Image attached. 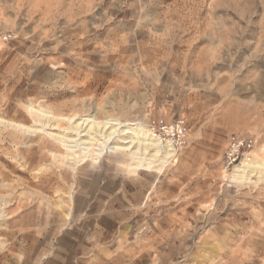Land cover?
Listing matches in <instances>:
<instances>
[{
  "label": "rangeland",
  "instance_id": "obj_1",
  "mask_svg": "<svg viewBox=\"0 0 264 264\" xmlns=\"http://www.w3.org/2000/svg\"><path fill=\"white\" fill-rule=\"evenodd\" d=\"M39 106L183 119L188 143L159 171L111 144L77 165L31 133ZM231 136L264 162V0H0V264H264V179L223 173Z\"/></svg>",
  "mask_w": 264,
  "mask_h": 264
},
{
  "label": "bare ground",
  "instance_id": "obj_2",
  "mask_svg": "<svg viewBox=\"0 0 264 264\" xmlns=\"http://www.w3.org/2000/svg\"><path fill=\"white\" fill-rule=\"evenodd\" d=\"M30 112L38 115L37 123L40 125L39 129L31 133L47 132V135L53 137L65 152L59 156L60 159H69L77 165L86 162L91 150L97 157L102 156L108 144H111L112 152L127 155L132 173L159 171L175 157L177 152L170 144L164 145L160 140L152 137L146 125L140 122L125 123L111 117L99 121L96 113L58 117L51 115L41 106L38 109L31 108ZM63 123L66 127L59 134H53L50 132L52 130L46 129ZM15 126L24 130V127L17 123ZM94 160L97 161V158ZM229 177L239 183H254L253 179L263 180L264 162L253 157L249 162L236 166Z\"/></svg>",
  "mask_w": 264,
  "mask_h": 264
},
{
  "label": "built area",
  "instance_id": "obj_3",
  "mask_svg": "<svg viewBox=\"0 0 264 264\" xmlns=\"http://www.w3.org/2000/svg\"><path fill=\"white\" fill-rule=\"evenodd\" d=\"M146 127L152 137L160 140L164 145L170 144L177 152L184 149L188 143L189 129L183 119H176L172 122L157 119ZM254 146L255 142L252 138L231 136L223 155V172L229 173L243 162H249L253 158Z\"/></svg>",
  "mask_w": 264,
  "mask_h": 264
},
{
  "label": "crops",
  "instance_id": "obj_4",
  "mask_svg": "<svg viewBox=\"0 0 264 264\" xmlns=\"http://www.w3.org/2000/svg\"><path fill=\"white\" fill-rule=\"evenodd\" d=\"M104 217L102 218V220L100 221V224H110L112 222H115L116 221V215L118 214L117 212V209L115 207H108L105 212H104ZM102 241L99 242V246L102 247L98 253V260L101 261V262H105V261H109L112 254L114 255L115 252L113 249H111L109 247L110 245V239L112 238V236L110 234H106L104 235L102 233ZM128 235L124 232L122 233L119 237H120V240H122V242L120 241V245H123L125 244L126 247L128 246L127 243H126V237ZM132 245V244H131Z\"/></svg>",
  "mask_w": 264,
  "mask_h": 264
}]
</instances>
